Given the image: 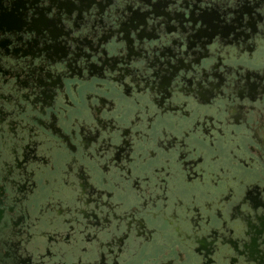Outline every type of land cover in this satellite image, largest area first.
<instances>
[{"label": "flooded vegetation", "instance_id": "flooded-vegetation-1", "mask_svg": "<svg viewBox=\"0 0 264 264\" xmlns=\"http://www.w3.org/2000/svg\"><path fill=\"white\" fill-rule=\"evenodd\" d=\"M0 264H264V0H0Z\"/></svg>", "mask_w": 264, "mask_h": 264}]
</instances>
